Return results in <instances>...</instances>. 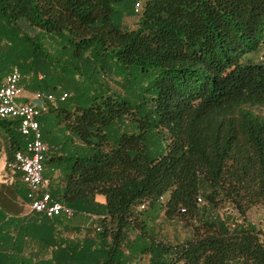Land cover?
Returning <instances> with one entry per match:
<instances>
[{
    "label": "trees",
    "instance_id": "16d2710c",
    "mask_svg": "<svg viewBox=\"0 0 264 264\" xmlns=\"http://www.w3.org/2000/svg\"><path fill=\"white\" fill-rule=\"evenodd\" d=\"M263 49L264 0H0V82L18 70L25 90L57 97L39 120L55 201L97 220L81 244L58 236L62 217L12 228L28 190L1 185L0 264H264L247 217L264 207V117L251 111ZM0 126L9 161L25 139L19 121ZM160 213L191 235L160 239ZM26 239L51 258L27 257Z\"/></svg>",
    "mask_w": 264,
    "mask_h": 264
},
{
    "label": "built area",
    "instance_id": "2783aa9c",
    "mask_svg": "<svg viewBox=\"0 0 264 264\" xmlns=\"http://www.w3.org/2000/svg\"><path fill=\"white\" fill-rule=\"evenodd\" d=\"M139 8L137 5V11ZM24 92L22 76L18 70L12 71L0 82V121H19V133L25 139V147L15 152L13 158L7 161L6 169L11 175L19 177L27 188L29 206L34 217L54 219L64 215L71 218L73 211L54 200L49 182L44 178L49 147L43 141L39 120L48 111L45 102L53 103L57 97L35 93L34 100L42 102L37 105L22 101ZM68 97L64 93L60 96V101L64 102ZM166 199L167 196L160 200L165 202ZM198 203L206 205L202 198L198 199ZM141 209L145 207L142 206ZM184 212L185 210L182 211Z\"/></svg>",
    "mask_w": 264,
    "mask_h": 264
},
{
    "label": "crops",
    "instance_id": "0c3cea01",
    "mask_svg": "<svg viewBox=\"0 0 264 264\" xmlns=\"http://www.w3.org/2000/svg\"><path fill=\"white\" fill-rule=\"evenodd\" d=\"M24 96L22 101L24 102H30L33 104H36L37 101L34 100V93L25 90ZM10 150V145L8 142V135L6 134V131L4 130L3 127L0 126V184L2 185H7V186H15L18 183L22 184L20 179L17 176L11 175L7 169H6V164L8 161V153ZM54 158V153L52 152L51 154H48L47 159L45 161V171H44V178L47 182H49L50 185V192L52 194V197L54 200L56 199L55 196L57 195V189H62V185H59V182L61 180V172L59 170H54L53 169V160ZM22 193H24V196H26V189L22 185L21 189ZM95 202L101 206H105L107 203V200L104 196L97 195L95 197ZM20 201L23 202V200L20 199ZM26 207L29 208V212L21 215V218L23 219L20 222L17 221H12V228L17 227L19 224H23L24 222L27 225H30L32 223H36L37 225L39 224H52L53 222L56 223V218L54 219H47L43 217H34L31 208L29 204H26ZM90 208V207H89ZM87 208H85L86 212ZM65 219V224L64 226H59L58 230L60 231V234L58 235L60 238H63L64 240H68L70 242L74 243H79L81 244L86 238L93 236V229L95 222L97 221L94 217H92L89 214H73L71 218H67L66 216H60ZM41 219L40 222L38 219ZM58 218V217H57ZM162 222L163 224L165 223H172L171 220H168L165 218V216L160 213L156 215V221L152 224L153 231L155 235L157 234L160 239H163L167 242H171L168 237L163 235L164 231L162 230L163 225H159L158 223ZM57 224V223H56ZM65 227V228H63ZM13 233V231H12ZM14 234V233H13ZM12 234V235H13ZM27 245H26V250H25V255L27 257H35L37 261H45L46 259H50L52 256V251H54L53 248H50L49 250L43 251L41 249V246L30 239H26Z\"/></svg>",
    "mask_w": 264,
    "mask_h": 264
},
{
    "label": "rangeland",
    "instance_id": "374dc122",
    "mask_svg": "<svg viewBox=\"0 0 264 264\" xmlns=\"http://www.w3.org/2000/svg\"><path fill=\"white\" fill-rule=\"evenodd\" d=\"M138 19H139L138 17L128 18L125 20V24L128 26V28L135 29V27L137 26ZM261 57L264 58V49L261 51V53L257 57H255V61L260 62ZM108 85L110 86L112 91L116 93H122V90H123L121 88L122 80L120 78L109 79ZM251 111L261 117H264V107L251 108ZM1 185L2 184H0V186ZM20 187L22 188V186H18V189H21ZM20 193H21L22 198L25 201L26 196H24V193H22V191H20ZM5 194L6 193L4 191L3 192L0 191L1 197L2 195L6 196ZM14 206L16 207V211H19L21 215L29 212V208L26 207V204L20 200H18L17 204L15 203ZM247 217H248L249 223H252L258 229L264 232V207L254 208L248 213ZM158 224L161 226L163 225L162 227V230L164 231L163 235L168 237L172 243H182L189 237V235H191L190 233H192L191 229L190 231H187L185 230V228H183V225L178 224L176 222L165 223V224H163L162 222H159Z\"/></svg>",
    "mask_w": 264,
    "mask_h": 264
}]
</instances>
